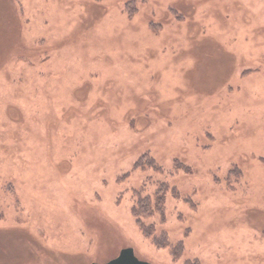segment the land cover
<instances>
[{
    "label": "rangeland",
    "instance_id": "rangeland-1",
    "mask_svg": "<svg viewBox=\"0 0 264 264\" xmlns=\"http://www.w3.org/2000/svg\"><path fill=\"white\" fill-rule=\"evenodd\" d=\"M125 247L264 264V0H0V264Z\"/></svg>",
    "mask_w": 264,
    "mask_h": 264
},
{
    "label": "trees",
    "instance_id": "trees-1",
    "mask_svg": "<svg viewBox=\"0 0 264 264\" xmlns=\"http://www.w3.org/2000/svg\"><path fill=\"white\" fill-rule=\"evenodd\" d=\"M155 163V161H154ZM168 190V185L163 183L159 189L156 192V197L154 200V205L152 204V201L150 200V198L148 197H141L138 199V202L136 203V205L133 208V212L137 215L138 217V222L141 225L143 231L145 232V234L149 235V236H154V240L157 244H162L163 242V238L161 235H157L155 232V228L154 231L152 228L147 227V225H145V223L142 221V217L143 216H147L150 215L151 213L159 210V211H163L164 209V204H165V194L166 191ZM165 244H168V242H166ZM188 264H198L197 260L194 261H190Z\"/></svg>",
    "mask_w": 264,
    "mask_h": 264
},
{
    "label": "water",
    "instance_id": "water-1",
    "mask_svg": "<svg viewBox=\"0 0 264 264\" xmlns=\"http://www.w3.org/2000/svg\"><path fill=\"white\" fill-rule=\"evenodd\" d=\"M91 264H153L150 261L140 259L132 247L123 248L120 253L106 262H92Z\"/></svg>",
    "mask_w": 264,
    "mask_h": 264
}]
</instances>
